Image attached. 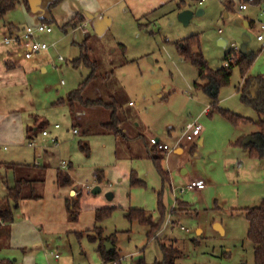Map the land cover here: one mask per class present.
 <instances>
[{
  "label": "rangeland",
  "instance_id": "1",
  "mask_svg": "<svg viewBox=\"0 0 264 264\" xmlns=\"http://www.w3.org/2000/svg\"><path fill=\"white\" fill-rule=\"evenodd\" d=\"M61 2L30 0L29 8L18 3L0 18V197H5L8 185L14 184L13 170L8 164L51 163L50 168H55L61 160L71 161L74 168H60L72 175L75 185L84 188L77 220L81 226L92 218L93 204L85 200L89 193L92 198L101 199L109 191L116 194L110 204L116 207L112 215L96 226L102 228L104 237L115 234L117 260L121 264L162 261V243L179 251L176 264H255V244L248 239L246 212L264 200V136L250 147L243 145V141L251 133L261 131L260 116L242 99L244 78L240 66L233 67L230 82L221 86L214 98L197 86V83L204 85L208 79L199 78L196 66L180 56L175 43L199 34L204 58L213 70L225 65L228 52L235 58L239 56L238 50L246 47L248 53L256 54L246 78L264 79V41L257 39L260 21L264 22L261 15L264 0L193 3L191 7L195 11L188 23L179 19L178 0L152 16L139 21L131 19L130 23L114 20L108 13L88 26V35L83 28L65 27L71 17L65 25L51 19L53 31L36 35L51 47L32 59L25 58L24 46L4 42L13 30L24 35V28L35 26L43 17L52 18L56 9L64 10L65 6L59 7ZM243 2L248 7L240 10ZM199 9L204 12L199 14ZM85 41L101 75L93 90L103 98L114 96L122 106L120 115L128 138L117 141L118 160L111 152L112 135L91 139L88 142L91 152L87 156L80 149L79 135L73 131L68 105L56 104L90 74L85 64L75 66L72 61L81 55ZM60 56L63 61L59 60ZM12 58H17L19 65L9 71L7 64ZM215 101L220 108L252 121L232 124L215 108ZM103 114L104 111L94 110L88 119L94 123L109 119V112ZM37 117L49 123L45 129L51 133L46 137L43 130L38 132L35 145H31L27 129L34 126ZM191 122L202 125V144L198 137L190 140L184 135ZM56 124L60 127L56 128ZM56 136L58 146L50 141V137ZM152 137H159L172 148L180 139L179 147L185 151L166 152L159 166L152 156L163 152L153 153ZM242 137L241 145L237 141ZM98 170L104 174L101 182L96 176ZM132 171L137 173L141 184H131ZM199 179L205 182L204 189H187L191 181ZM96 185L102 187V192L94 196L91 190ZM67 190L60 187V196ZM75 191V197L81 194ZM44 196L45 189L42 199ZM131 208L144 209L154 222L163 217L155 237L148 238L149 224L126 217ZM21 210L19 204L14 222L18 221ZM42 225L37 230L46 244L36 253L39 264H103L97 252L100 241L89 236L92 230H83L82 236L77 232L57 234L48 232L46 225ZM5 252L0 250V260ZM57 253L59 258L55 257Z\"/></svg>",
  "mask_w": 264,
  "mask_h": 264
},
{
  "label": "trees",
  "instance_id": "2",
  "mask_svg": "<svg viewBox=\"0 0 264 264\" xmlns=\"http://www.w3.org/2000/svg\"><path fill=\"white\" fill-rule=\"evenodd\" d=\"M62 0H56L61 2ZM203 0H178L177 7L181 10L186 7H191L193 3L202 2ZM255 3H261V0H253ZM18 3H23L29 8V0H0V18H4L6 14ZM85 19L77 14L73 17L65 27L77 28L84 23ZM141 27L143 24H141ZM87 42L82 45L81 55L73 59L75 66L85 64L90 69L88 77L82 81L78 87L72 90L66 98L59 99L57 103H66L69 107L73 126L77 128L82 137L89 135H112L117 141L119 138H128L127 130L124 128L123 119L120 115L122 106L114 96L103 98L96 95L93 90L94 84L100 80L101 75L98 74V63L93 60L87 49ZM176 48L180 56L190 60L198 69L199 78L201 80L208 79L207 83L201 85L197 83V86L203 87L209 91L214 98H217L219 88L227 85L230 82L232 76V70L235 65L240 66L242 77L244 78V84L242 87V99L247 104L251 105L258 115L260 120L258 121L261 127V135L264 136V79L262 77L246 78V74L256 58V54L249 52L243 54L238 50L239 56L235 57L233 62L229 66H223L219 69L213 70L209 68L207 60L204 58L201 50V42L199 34H192L186 38L180 39L175 43ZM121 48L124 46L121 44ZM197 49V51H195ZM231 52H228L226 59L231 56ZM215 104V108L218 109L222 115L228 119L232 124L238 125L241 123H247L252 121L250 118L236 114L228 109H222ZM94 110L104 111V114L109 112V119H101L94 123L88 118ZM211 113V112H210ZM103 114V115H104ZM105 116V115H104ZM49 123L42 118L37 117L35 126L30 127L27 131L28 138H32L38 134V132L48 127ZM130 139V138H129ZM243 137L240 138L237 143L242 145ZM80 149L87 155H90V145L86 139L81 138L79 140ZM252 144L248 145V147ZM153 153L159 151L157 148L152 147ZM163 154L152 158L155 162L161 166V160L165 156V151H161ZM8 168L13 170L15 182L12 186L8 185V193L5 197H0V226L2 224H11L15 221V210L19 207V204L23 200L27 199H40L43 197V189L46 178V171L48 165L44 164H23V163H10ZM162 170V168L160 167ZM164 173V172H163ZM166 176V173H164ZM98 181L103 180L104 174L100 170L97 171ZM131 184H141V180L138 178L137 173L132 171L130 174ZM57 183L60 187L72 188L75 182L68 171L59 169L57 173ZM68 218L71 221H77L81 214V194L73 198L67 196L65 198ZM115 206H107L98 208L96 210V221L101 222L103 219L112 215ZM160 209H163V204L160 203ZM247 219L249 221L248 239L255 244L254 259L255 264H264V200L261 204L254 208H248L246 212ZM126 217L130 220L137 219L141 223L149 224L151 226L148 232V238L151 239L156 236L162 226L163 217L159 221L154 222L151 215H147L144 209L131 208L129 209ZM93 233L89 236L92 240L99 239V246L97 251L99 252L103 264L113 262L119 258V253L114 247L107 251L105 241L112 240L115 234L108 237L103 236V230L99 226H95L92 230ZM162 250L164 253V259L154 264H176L175 259L178 254V250L171 245L162 243ZM0 264H12V262H6L0 260ZM139 264H145L143 261Z\"/></svg>",
  "mask_w": 264,
  "mask_h": 264
},
{
  "label": "crops",
  "instance_id": "3",
  "mask_svg": "<svg viewBox=\"0 0 264 264\" xmlns=\"http://www.w3.org/2000/svg\"><path fill=\"white\" fill-rule=\"evenodd\" d=\"M172 1L174 0H64L61 2V5L59 6V7L65 6L64 10H60V11H57L58 9L54 10L52 18L43 17L42 21H39L37 24L43 22L51 25V21H52L51 19H53L65 25L70 19L75 17L77 14H79L85 19L84 24H86V27L88 28V26L91 23L93 24L94 22H96L97 20H99L101 17L105 16L108 13L112 15L114 20L130 23L131 19L132 21L133 20L139 21L143 17L152 16V14H154L158 9L164 7L166 4ZM188 8L195 11L194 9H192V7H186L184 9H188ZM184 9L179 10L178 13H180ZM68 18L70 19L68 20ZM85 34L88 35L89 30ZM246 50L248 53L247 48ZM18 62L19 61L17 60V58H12L11 60H8L7 67L9 68V71L16 70L17 66L19 65ZM35 122L36 119L34 120V126H35ZM29 128L30 127H28V129ZM75 129L77 128L73 127L74 133H75ZM75 134L79 135L78 137L79 140L83 138L88 140V142L91 141V139H93L95 136H99V135H89L82 137L79 131ZM256 135H261L260 131H258L257 133L255 132L250 134V136H256ZM34 137H32V141H34ZM133 139H134L133 137L130 138L131 141ZM198 141L200 144L203 143L204 137L202 136V133ZM58 144L59 143L57 142V144L54 145L58 146ZM117 147H118L117 140L114 138L113 151L111 152L118 160V157L116 155ZM174 151L176 153L182 154L184 153L185 149L183 147L178 146L174 149ZM47 152L48 151H45V153L49 155L50 153ZM62 161H66V160H61V162ZM61 162H60V166L59 167L57 166L55 168H50L51 163H48L45 185H44L45 186L44 198L23 200L20 203V207L22 210L20 215H18L19 218L18 221L13 222L11 224H2L0 226V250L6 251L5 256H3L1 260H4L6 262H12V264H39L37 262L38 259L36 253L41 245L46 244V239L42 236L41 232L37 230L38 226L40 225L43 226L42 224L44 223L46 225L47 231L50 233L66 234L69 232H77V235L82 236L81 232L83 230H93L94 227L96 226L97 223L95 217L96 210L98 208H102L103 206L107 207L110 206V204H112L111 201L116 197L114 191H109L113 193V196L110 198L106 197L105 199H101L99 197L92 198V196H90L89 193L87 198H85V200L90 201L93 204L91 207L92 218L90 222L88 224L84 223L82 226L81 224H79L78 221L70 222L68 219L65 198L67 196L75 197L74 196L76 194L75 190H78L81 193V198H82L84 193V188L82 185H78V186L74 185L72 188H68L67 192H65V194H62L63 195L62 197L60 196L61 193H60V186L57 183V173L58 170L62 168ZM68 166L69 168L75 167L71 161L67 163V167ZM49 168L50 170H48ZM124 176H128V174L124 173ZM73 180L75 182L74 178ZM199 181H203V180L199 179ZM14 182H15V177H14ZM97 186H99L101 190L100 191L96 190V192H94V189ZM95 187L93 188V190H91L92 191L91 193H93L94 196L102 192V187L100 185H96ZM217 227L220 228V225L217 224ZM106 242H111L112 248L114 247L116 248L112 240L105 241V243ZM13 256H15L14 259H12ZM55 257L59 258V254L58 253L55 254Z\"/></svg>",
  "mask_w": 264,
  "mask_h": 264
},
{
  "label": "built area",
  "instance_id": "4",
  "mask_svg": "<svg viewBox=\"0 0 264 264\" xmlns=\"http://www.w3.org/2000/svg\"><path fill=\"white\" fill-rule=\"evenodd\" d=\"M248 5L246 3H242L239 5V9L240 10H245L247 9ZM261 15L264 16V8L262 9ZM261 23V32L258 34L257 39L259 41H264V22L260 21ZM78 28H83L84 33L88 32V29L86 27V24H82L80 26H78L77 28H75L74 30L78 29ZM25 29L24 35H18L16 30H14L11 36H7L4 39V42L7 44H11L14 43L16 45H21L24 46L25 51H24V56L26 59H32L36 54H39L43 51H48L51 47L50 44H48L45 41H40L36 38L37 34H44V33H51L53 31V27L48 24V23H39L35 26H28ZM60 61H63V57H59ZM234 57H229L225 63V66H229L231 62H233ZM55 127H59V125L57 124ZM202 125L197 123V122H191L188 123L186 126V129L184 131V135L188 138V139H194V138H199L201 136L202 133ZM78 130L75 129V133H77ZM50 131L44 129L42 131V134L44 136L49 137L50 136ZM50 140L54 143L57 144L58 139L57 137H50ZM151 146L157 148L159 151H165V152H169L171 150H174L176 147L180 146V139L178 140V142L175 144V147L172 148L168 143H164L162 142V140H160L157 137H152L151 138ZM32 145H35V141L31 142ZM61 167L65 168L67 167V162L66 161H62L61 162ZM206 187V184L204 181H199V180H193L191 181L188 185H187V189L190 190H200V189H204ZM184 191V190H182ZM109 264V263H107ZM112 264H121L120 260H115L113 261Z\"/></svg>",
  "mask_w": 264,
  "mask_h": 264
},
{
  "label": "water",
  "instance_id": "5",
  "mask_svg": "<svg viewBox=\"0 0 264 264\" xmlns=\"http://www.w3.org/2000/svg\"><path fill=\"white\" fill-rule=\"evenodd\" d=\"M198 13H203V10L199 9ZM194 15V11L191 10L190 8L188 9H184L179 13V19L181 21H183L184 23H188V21L192 18V16ZM243 54H247V50L246 47L241 48L240 50ZM261 135H256V136H247L244 141H243V145L248 146L250 144H257L260 142ZM96 190L100 191L101 188L99 186L95 187L94 192H96ZM113 196L112 192L107 193V197L110 198ZM106 249L107 251H109L112 248V243L111 242H106Z\"/></svg>",
  "mask_w": 264,
  "mask_h": 264
}]
</instances>
